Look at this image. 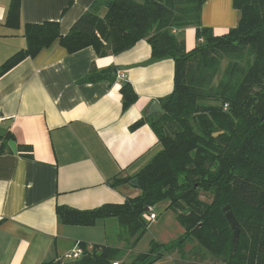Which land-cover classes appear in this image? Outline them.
Wrapping results in <instances>:
<instances>
[{"label": "trees", "instance_id": "trees-1", "mask_svg": "<svg viewBox=\"0 0 264 264\" xmlns=\"http://www.w3.org/2000/svg\"><path fill=\"white\" fill-rule=\"evenodd\" d=\"M205 2L95 0L63 36L55 21L25 25V48L0 66L1 77L56 41L68 53L91 47L104 57L145 40L152 61H173V90L159 100L162 112L131 127L148 122L161 145L135 175L140 194L90 211L57 207L56 214L67 226L93 227L99 220L116 219L133 247L147 229L146 216L166 203L184 234L168 245L151 243L147 253L130 262L120 261L116 247L93 246L89 255L94 264H155L174 252L179 254L176 264H264V0H233L239 21L221 36L200 27ZM100 7L106 11L103 17L98 15ZM19 15L20 0H11L5 25L17 28ZM190 26L195 27L194 38L202 42L186 52L178 37ZM222 59L228 62L214 87ZM102 78L92 69L80 82L96 83ZM120 95L124 110L137 100L129 82L123 83ZM9 141H14L12 135H0V153L10 151ZM17 148L30 157V147ZM129 180L114 178L111 186ZM201 193L210 196V202L201 200ZM225 206L239 225L234 254L233 230L222 213ZM243 227L255 233L244 232ZM187 245L192 247L185 252Z\"/></svg>", "mask_w": 264, "mask_h": 264}, {"label": "crops", "instance_id": "crops-1", "mask_svg": "<svg viewBox=\"0 0 264 264\" xmlns=\"http://www.w3.org/2000/svg\"><path fill=\"white\" fill-rule=\"evenodd\" d=\"M10 1L0 0V66L25 48V25L55 21L63 36L95 0H20L17 28L5 25ZM105 12L100 7L98 15ZM239 17L233 0H206L199 24L221 36L237 26ZM194 32L193 26L180 32L186 52L199 43ZM111 68L116 75L109 74ZM92 69L101 81L81 83ZM173 73L171 59L152 61L145 40L104 57L91 47L68 53L56 41L0 77V135H12L16 148L0 153V264H63L62 257L80 243L87 255L93 246L116 247L125 262L141 254L140 241L129 247L131 238L116 219L67 226L56 208L90 211L140 194L129 181L161 145L148 122L131 127L146 119L153 101L171 94ZM124 82L137 95L125 110ZM17 146L30 147V157ZM114 178L130 180L112 187Z\"/></svg>", "mask_w": 264, "mask_h": 264}, {"label": "rangeland", "instance_id": "rangeland-1", "mask_svg": "<svg viewBox=\"0 0 264 264\" xmlns=\"http://www.w3.org/2000/svg\"><path fill=\"white\" fill-rule=\"evenodd\" d=\"M183 37V33L180 35ZM180 36L178 38H180ZM226 59H222L216 75L214 77L212 85L215 87L222 77L223 70L227 64ZM212 104V102H210ZM216 103L215 105H218ZM200 199L205 202H210V196L206 194H200ZM154 212L157 214V220L147 222V229L140 239L141 253H147L151 248V243L159 245H168L178 240L183 234L184 229L177 221L176 215L172 210H169L162 203L155 207ZM122 231L123 228L121 227ZM244 232L255 233L253 230L243 227ZM177 254H165L155 264H176L175 261L179 258ZM63 264L67 263L63 259Z\"/></svg>", "mask_w": 264, "mask_h": 264}, {"label": "water", "instance_id": "water-1", "mask_svg": "<svg viewBox=\"0 0 264 264\" xmlns=\"http://www.w3.org/2000/svg\"><path fill=\"white\" fill-rule=\"evenodd\" d=\"M109 74H113L116 75L115 69L111 68L110 73ZM162 109L160 106V103H158L157 101H153L149 107L148 110L146 112L145 117H149L152 114H158L161 113ZM8 146L10 147L11 151L13 153L16 152V148H15V144L13 141H9L8 142ZM129 185L133 186V187H137L138 185V181L136 178H133L129 181ZM145 211H148V208L145 209ZM222 213L223 216L227 222V224L229 225V227L233 230V248H232V254L235 253L236 247H237V243H238V237H239V225L238 222L236 221L231 208L229 206H225L222 209ZM67 264H94V258H92L90 255L84 254L80 259H78L77 261H72L69 262Z\"/></svg>", "mask_w": 264, "mask_h": 264}, {"label": "built area", "instance_id": "built-area-1", "mask_svg": "<svg viewBox=\"0 0 264 264\" xmlns=\"http://www.w3.org/2000/svg\"><path fill=\"white\" fill-rule=\"evenodd\" d=\"M173 34H175L176 32L175 31H172ZM199 43L202 42V39H199L198 40ZM226 106L227 105H224V110L226 109ZM3 121V118L1 117L0 115V123ZM157 218V216L154 214V212H151L149 215L146 216V220L148 222H151V221H155ZM85 253V251L80 247V244H78L76 246L75 249H73L70 253H67L65 254L63 257H62V260L64 259L65 261L67 262H72V261H77L78 259H80ZM61 260V261H62Z\"/></svg>", "mask_w": 264, "mask_h": 264}]
</instances>
